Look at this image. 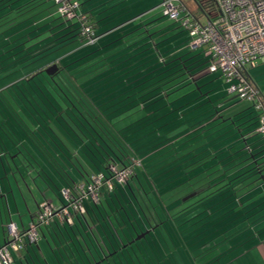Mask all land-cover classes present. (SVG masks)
Segmentation results:
<instances>
[{
    "label": "trees",
    "instance_id": "1",
    "mask_svg": "<svg viewBox=\"0 0 264 264\" xmlns=\"http://www.w3.org/2000/svg\"><path fill=\"white\" fill-rule=\"evenodd\" d=\"M3 1L12 2L13 0H0V5H3L1 4ZM51 1L54 3L53 0ZM197 2L204 10V15L207 19L215 17L217 7L214 6L211 0H197ZM78 5L79 13L86 18V23L93 28L94 33L97 35L94 20L88 12L81 11L80 4ZM59 17L61 16L59 15ZM63 20L67 22V25L66 27H61L60 31L63 34L59 37L60 41L58 43L67 44L73 40H78L82 48H90L96 45L98 40L94 44H85L77 21ZM50 36L51 34L48 36L44 35L45 38ZM30 39L29 37L23 43L28 42ZM19 45L17 44L16 47ZM46 45L47 43H43L42 46H45V48L40 51L38 47H35V42H32L30 46L35 48H32L31 51H28V46H25L21 50H17L13 55H17L15 59L20 60L21 63L27 61L28 68L27 71L19 74L14 79L15 81L0 89V122L5 121V119L10 121L8 125H5L6 123L0 124L1 130H3L2 125L6 128V130H3L6 138L17 144L16 140L19 137L16 136L18 133L14 129V127H17L18 131H20L19 134L25 135L28 142L32 145H36L41 138L51 140L54 147L64 154L70 164H74L79 174L83 177V180L78 181H74L70 176L64 177L66 183L64 187L66 188L73 189L81 183H89L90 177L97 173L106 178L110 175L112 167H128L131 170L125 182L120 184L114 182V188L111 191L103 189L99 194L98 202L85 201L86 212L82 215V220L92 212L98 225V228H95L97 234L92 231L91 237L88 234L84 237L82 232L75 229L78 232L76 235L72 227L76 226L77 223L81 225L79 216L74 218L73 225L62 224L67 233H69L67 230L69 228L75 235V241L70 234H68L67 238H64L65 244L70 246L69 244L71 243L77 253L76 256L72 251V258L67 255V261L74 260L75 264H264V257H262L260 252V246H264V223H262L264 222V189H260V183H264V176H262L261 181H256L258 179L257 175H264V157H261L262 159L258 163L255 161L248 163L249 159H255L256 155L251 153L254 156L251 158V154L245 151L246 144H244L243 149L229 153L230 155L236 154L237 157H241V161L236 164H233L231 160L223 161L225 157H220V159L218 157L222 155L227 145H216L215 141L217 139L211 138L209 140L210 134L206 135L208 138L207 142L210 141V144L212 143L213 145L209 144L207 150V147L203 146L205 144L203 139L200 140L204 142L201 144L204 147V152H206L204 155H209L211 160L213 157L217 158V162L207 167L208 172L202 177L204 179L203 183H200L201 187L196 189V194H199L198 197L192 202L181 206L183 202L180 200V195L185 193L182 192L184 187L182 189L178 188L176 191H172V188L182 183L167 187L169 182L176 180L179 176L164 183L163 181L167 177L159 178L157 183L160 182L161 184L157 186L154 179L158 176L154 175L151 177V172L147 171L149 167L144 166V161L141 160L145 154L149 155L147 153L151 151L148 150L154 148L158 143L150 148L144 147V150H140V147H132L130 142L125 140L124 127L114 128L110 122L111 118L118 117L120 114L110 115L111 117L109 118V112H103L104 110H102L105 107H111L110 109L114 111L121 104H116L115 102L108 105L107 103L115 98L105 101L106 98L104 96H99L100 92L98 90L101 91L99 82L100 78H102L100 76L109 77L115 74L118 77L123 76V79L127 80L124 75L141 63L135 67L121 65L112 72V68L117 65H111L110 63L113 59L122 58L116 55L121 53L120 49L106 57H102L104 53L102 52L103 47L97 46L88 49L78 59L69 63L50 59L43 62L44 64L33 65L36 60L43 58L46 53L51 51L49 49L54 47L52 44L50 46ZM82 48L80 47L79 49ZM155 48L159 56H161L157 45ZM23 50L25 51L24 53ZM109 56H111L110 60L106 61ZM52 63H56L58 69L53 74L47 75L44 72V68ZM149 67L150 65L147 66V68ZM13 68L18 67L14 66ZM157 68L150 70H157ZM15 71L13 70V72ZM149 72L151 71H148L147 75ZM137 74L138 72H135L127 76L128 78L137 77V80L143 76H138ZM123 79H121V82H123ZM172 79L170 78L163 83H167ZM91 92H93L92 95ZM138 100L137 97L132 100H125L122 105L133 102L127 108L133 109L135 106H140V103L144 101ZM135 101L138 102L135 103ZM199 131L202 132L204 129L202 128ZM193 132L195 133L196 131L191 130L188 132V136ZM182 133L178 135H182ZM179 137L175 141H178ZM194 137L195 135L188 139ZM240 138L242 141L243 138ZM240 138H237L236 142L239 143ZM214 139L216 140L214 141ZM197 141H194V143H197ZM213 147L215 148L212 149ZM179 151L172 153V155H177ZM164 153L158 156L163 157ZM189 153H192L190 157L199 154V152H194V149L191 148L183 153L182 156H186ZM83 156L89 163L85 164L87 168L89 167V172L81 161ZM194 162L196 160H193L192 164ZM230 163L231 165L227 166ZM178 165L179 163L175 164V166ZM187 166L189 164H186L183 168ZM236 166L238 167L237 171H231ZM215 172H218V174H215ZM139 173L149 186L153 198L147 195ZM146 175H148L150 181L145 177ZM246 179L248 181L243 183ZM187 180H183V183L185 184ZM133 185L143 205L138 203V198L133 191ZM191 185L194 188L197 184L194 185L191 182ZM211 187L214 188L210 189ZM255 190L257 191L254 192ZM118 193L122 197L126 195V202L132 203L135 209V214L133 211L130 213L124 211L126 212L125 217L129 219L131 224V227H129L134 230L135 236L138 233L149 230L144 237L134 241L133 237L127 238L124 229L121 228V226L127 227L123 216L121 218L123 224L119 225V227L125 238L122 240L119 231L110 223L108 226H112L113 230H111L110 237L107 236V229L105 225L100 224L96 211L101 207L105 212V205L114 204L113 198L114 196L117 198ZM133 196L137 202L136 204L133 203L131 198ZM167 197L168 199L169 197L171 198L168 204H171L172 208H176L172 213H168L169 210H166L165 199ZM156 207H159L164 212L163 216L157 211ZM144 210H147L148 214ZM133 222H136V226ZM96 235H102L100 239L103 241L102 238L104 237L107 241V246L105 245L106 253L102 252L101 256L97 254L91 242L93 240L98 245ZM77 236H79V239H77ZM87 243H89L90 248L87 247ZM83 244L86 250L82 247ZM28 245L31 244H25L22 251Z\"/></svg>",
    "mask_w": 264,
    "mask_h": 264
},
{
    "label": "rangeland",
    "instance_id": "2",
    "mask_svg": "<svg viewBox=\"0 0 264 264\" xmlns=\"http://www.w3.org/2000/svg\"><path fill=\"white\" fill-rule=\"evenodd\" d=\"M24 1L28 0H17V3L15 2L11 4V6L13 5V8H15ZM155 5L157 4H147V7L141 9L140 11L127 12L123 16L121 15V17L119 18H116V14H112L111 16L113 18H110L111 16H109L106 17V19L101 20L100 27L98 29H95V31L99 36L106 30L115 29L126 20L131 21L139 15L144 16V11L148 10L149 7L151 9V7ZM186 6L185 7L188 9V11H191L195 14V17H198V21L200 23H205L206 16L203 14L205 17L204 18L200 13H197V9L192 5L191 2H189V0H186ZM104 7L107 6L105 5ZM133 7L137 9L136 4ZM157 9L158 11L154 14L155 22L157 24L160 23V25L164 27L163 30L166 33L161 36L157 31L151 30V36L147 35L148 37L145 34L141 33L142 39H140V42H136L135 44H133L134 42L132 43V38L130 40V43L129 40H126L127 49L121 50V53L118 54V57L121 56L122 58L113 59V61L110 63L111 65H117L114 66L115 68H112V72L117 70L121 65H131L132 67H135L136 65H139L140 63L141 64L124 75V77H127V80L123 79V76L118 77V75L116 76L115 74L109 77L102 76V78L104 79L99 82L101 91L98 90V92H100L99 96H104V98H106L105 101L111 98H115L111 102H108V105L115 102L116 104H121V106L117 109L115 108L114 111H112L113 109H110L111 107H105L102 110H104L103 112H109V118L111 117L110 115L120 114L118 117H114L113 119L111 118L110 122L112 123L114 128L124 127L123 131L125 129L124 134L126 135L125 140L130 142L132 147H140L141 150L144 147L150 148L158 143V145H156L154 148L148 150L151 151L150 153H147L149 155L145 154L141 160L144 161V166L149 167L147 171L151 172V177L154 175L158 176L154 179L157 186L161 184L160 182L157 183L159 178L167 177L166 180L163 181L164 183L165 181H169V179H173L179 176L176 180L169 182L168 186H166L169 187L177 183H182L181 185L172 188V191H176V189H182L184 187L182 192L185 193L180 195V200L183 202L181 203V206H183L192 202L198 197L199 194H196V189H198V187H201L200 183H203L204 180L202 179V177L206 172H208L207 167L217 162V158L213 157L211 160V157L209 155H204V153L206 152H204L203 146L207 147L208 150V146L210 144V141L207 142L208 138L206 135L210 134L209 140L211 138H216L217 140L214 139V141L216 140V145H227L224 148L225 151L223 150L224 152L222 153V155L218 157L219 159L220 157H225L223 161L231 160V158H233V154L230 155L229 153L239 149H243L244 144L249 141H256L258 147L255 148L253 152H259L258 150L264 148V137H261L260 134L255 131L257 126V112L253 106L254 102L252 100L239 99L234 94L229 93V84L220 75V73H211L208 71V65L210 64V55L205 50V48L203 46H199L193 49L189 48L188 40H182L181 34L178 33L182 30L179 22L169 19L167 16H165L161 8ZM2 11L3 10H1V12ZM44 15H46V18H44ZM154 17L150 16L149 18ZM145 18V21H147V16ZM2 19L3 18H0V73L3 72L2 75H4V78L0 79V89L11 84L13 81H15L14 79L18 77L19 74L27 71V61L20 64L21 67L13 68L14 66H16L18 61H21H12V58L1 60L5 56L14 55L17 51V48L19 47L24 48L25 46H28V51H31L32 48L38 47V49H40L41 51L45 48V46H42L43 43H47L46 46H50L53 43L54 47L49 49L51 51L46 53L43 58L36 60L33 65H40L50 59H55L56 61L60 60L63 63H69L78 59V57L82 53L84 54V52L88 51V49L101 46L100 44L103 43V38H105L103 36H99L96 45L91 46L90 48H82L78 40H73L67 44L58 43L60 41L59 37L63 34V32L60 31L61 27H66L67 22L59 17L56 11V5L52 1L48 0H29V3L23 5V8L21 10H14L11 16H7V18H4L5 22L2 21ZM140 20L143 19H139V22ZM152 23L153 22H151V24L149 25L150 27ZM52 24L53 29L55 31L59 30L60 32L57 31L53 36L45 38L44 35L40 32L49 29ZM142 29L143 31H146V28ZM19 35H23L22 38L19 40H15L20 37ZM145 36L146 40L147 38H151V41L149 40V42L147 41V43L144 42L143 37ZM29 37L31 39L26 42L25 45H19L18 47H16L17 42L27 40ZM110 37L114 38L116 36L112 34L110 35ZM127 38L128 36L126 37V39ZM164 38H167L166 41L169 40V45H171V48L169 50H164L163 52H161V56H159L158 52L155 50L154 45L157 41ZM106 39L108 38H105V42ZM32 42H35V47L30 46ZM160 43L161 42H159L158 44ZM174 43H176V45L172 46ZM116 44L114 46L110 44L107 47H115ZM148 46H151V48L149 50L146 49L145 51H143ZM80 47L82 49H79ZM134 47L137 48L132 49ZM160 49L163 50L165 48L162 46L160 47ZM24 52L25 51L23 50V53ZM146 59H148V61L145 62ZM164 61L167 63H165ZM149 65L150 67L147 68V66ZM155 67H158L157 70H150ZM13 70L16 71L13 72ZM148 71L151 72H149V74L147 75ZM135 72H138V76H143L134 82H129L132 78H128L127 75ZM157 72L159 73L155 76ZM247 74L250 78L248 79L249 82L258 90L260 89L262 93H264V62H259L254 67L248 68ZM170 78L173 79L169 80V82L167 83H163L165 81H168V79ZM121 79H123V82H121ZM146 79H148V81H146ZM92 94L93 92H91V95ZM4 95H6V93H4ZM135 97H137L139 100H144L140 103V106H135L133 109H127L131 104H133V102L122 105L125 100H132ZM138 101H135V103H137ZM238 118L246 120V123L243 125L244 128L242 129V131L245 132L248 129L250 130V132L246 134V136L251 134L250 136L246 137L245 140H247V142L243 141V139L241 141L240 137V142H236L238 136L236 132V125H238L241 120ZM1 123H6L5 125H8L10 121L5 119V121L0 122V124ZM202 128L204 129V131L200 132L199 130ZM191 130H194L196 132H193L190 136H188V132H190ZM179 133H182V135H178ZM193 135H195L194 138L188 139ZM177 137H179L180 140L178 139L176 147L171 148V153L177 152L180 149L181 150L177 153V155H172L171 157H167L166 159L165 151L169 150L170 147H172V144L177 139ZM202 139L205 142L203 146L201 144H203L204 142L200 141ZM194 141H197V143H194ZM210 145L213 144L211 143ZM191 148L194 149V152H199V154L190 157L193 153L192 152L189 153L186 157L179 156L180 154L187 152ZM214 148L215 147H213L212 149ZM23 149L24 151L27 150L26 147H23ZM163 153V157L158 156L159 154ZM251 156L252 154L250 155V157ZM26 158H28L30 161H26L25 163L24 161L26 159L20 158L23 161L21 162L20 160H17V158H15L17 160L16 164L18 165L19 170L20 172H22V174L24 172V165L28 166L27 168L30 170L32 166L35 167L36 171H39L38 169H41V161L34 154L31 153V155L26 156ZM198 158L199 160H197ZM193 160H196V162L192 164ZM28 163H31L32 165H28ZM176 163H179V165L175 166ZM186 164H189V166L183 168ZM230 165L231 163L227 164V166ZM54 172L57 178L56 180L60 181L61 183L62 178L58 177L56 170H54ZM15 174L17 175L18 179L22 181L20 173L18 171H15ZM215 174H218V172H215ZM34 175L36 174L34 173ZM139 176L147 192V195L150 198H153L146 181L140 173ZM257 176L258 179L256 181H261V178L264 175L259 174ZM145 177L148 179V175H146ZM6 178L12 179V176H6L3 173V177L1 178V180L5 181L7 180ZM36 179L39 181L38 176L36 177ZM185 179L188 180L184 184L183 180ZM248 179L244 180L243 183L247 182ZM148 181L150 180L148 179ZM191 182L194 183V185L197 184V188L196 186H194L193 188ZM4 184L5 183H3V185ZM60 185L58 184L57 187L55 186L54 190L57 194L56 197V194L54 195L53 192H48L45 195L46 198H49L53 202V206L55 208H58L59 205L58 195H60ZM24 186L26 188V197L28 198L30 206L35 207V202L36 200L41 198V194L36 189H33V187H31L30 192L28 187L26 185ZM213 188L214 187H211L210 189ZM133 191L135 196L138 198L139 196L137 195L134 185ZM256 191L257 190H255L254 192ZM7 194L10 198V202L12 203V195L10 193ZM117 196L119 200L114 196V204L110 203L109 206L105 205L106 203L104 204L106 208L105 212L101 207H99V210L96 211L99 222L103 226L105 225L107 229L106 234L109 237L111 235V230H113L112 226H108V224L110 223L113 224L115 229L119 231L122 240L125 237L121 232V228L124 229V233L127 238H135V232L132 228H130V221L127 217H125L126 212L130 213L131 211H133V213L135 214V209L132 203L126 202V195H123L122 197L118 193ZM131 198L133 200V203L136 204L137 202L134 200V196ZM169 200H171L170 197L169 199L168 197L165 199L167 205L166 210H169L168 213H172V211L176 208L174 209L171 207V204H168L170 203L168 202ZM138 203H141L143 205L139 198ZM159 207H156V209L160 212L161 216H163L164 212H162ZM144 211L146 214H148V212H146L147 210ZM122 216L123 218H125L124 220L127 227L121 226L120 228L119 225L123 224L121 220ZM56 221L57 224L60 225L59 231L62 232L63 236L60 234V232L57 231V227L56 225H54V222H51L53 228L56 231V236L54 235L53 240L51 241L48 237H46L47 235L44 238L38 237V247L35 246L38 257V260L35 259L36 264H75L74 260L67 261V255L72 258V251L76 256L77 253L71 243L69 244L70 246H68L64 241V238H67L68 234L71 235L73 240L75 238V235L69 230V228H67V230L69 231V233H67L62 227V223H60L58 220ZM94 223L96 224L95 221ZM133 224L136 226V222H133ZM52 226H48V229H51L49 231L53 233ZM85 226L87 227V225ZM85 230L86 229H81L82 235L84 237L86 234L90 236L91 230L89 229V226L87 227L86 232ZM92 230L97 234L95 229ZM44 232L45 234L47 233V231ZM77 233L78 232H76V235ZM82 247L86 250L84 244L82 245ZM87 247L90 248L89 243H87Z\"/></svg>",
    "mask_w": 264,
    "mask_h": 264
},
{
    "label": "built area",
    "instance_id": "3",
    "mask_svg": "<svg viewBox=\"0 0 264 264\" xmlns=\"http://www.w3.org/2000/svg\"><path fill=\"white\" fill-rule=\"evenodd\" d=\"M57 13L65 20L79 23L85 44H94L98 36L78 11V0H53ZM214 18L200 23L180 0H161L157 7L169 19L178 21L188 37V47L203 46L210 55L208 71L219 72L229 84L228 92L239 99L252 100L257 112L255 131L264 136V99L247 75L248 68L264 62V0H216ZM131 173L128 167H112L106 178L101 174L90 177L89 183L60 190L62 205L55 208L43 200L38 204L34 219L27 229L19 231L13 223L7 225L9 241L0 245V264H11V252H20L25 244L38 239L41 226L53 219L72 225L74 218L85 214V201L98 202L103 189L113 190L114 182L123 183Z\"/></svg>",
    "mask_w": 264,
    "mask_h": 264
},
{
    "label": "crops",
    "instance_id": "4",
    "mask_svg": "<svg viewBox=\"0 0 264 264\" xmlns=\"http://www.w3.org/2000/svg\"><path fill=\"white\" fill-rule=\"evenodd\" d=\"M16 1L17 0H14L12 2L3 1V3H1V4H3L2 6H0V18H3L2 21H4V18H7V16H11L12 12L14 10H17V9L21 10L23 8V5L29 3V0L24 1L23 3L19 4L17 7L13 8V5L11 6V4L15 3ZM48 1H51V0H48ZM160 1L161 0H80L78 2L80 4L81 11L88 12L90 17L94 20L96 29H98L100 27V25H101L100 21L101 20L106 19V17H109L112 14H116V16H117L116 18H119V17H121V15L123 16L127 12H131V11H137L138 12L141 9L146 8L147 4H150V3L157 4V5L153 6L154 8L151 7V9H150V7H149L148 10L144 11V13H143L144 16L139 15L138 17H135L131 21L126 20L121 25L117 26L115 29L106 30V31H104V33L99 35L100 37L103 36L105 38H108V39H106V42H105V38H103L104 39L103 43L100 44L101 46H98L101 48L103 47L102 52H104V53L102 54V57H106L107 55H109L112 52H115V51L117 52L119 49H120V51L127 49L126 40H129V43H130V40L132 38V43L134 42L133 44H135L136 42H140L141 41L140 39H142L141 33L145 34L146 36L147 35L151 36V34H150V33H152L151 30L157 31L158 34L161 36L166 33L163 30L164 27H162V25H160V23L157 24L155 22V17H154V14L158 11L157 8H159L156 6H158ZM180 1L186 6V0H180ZM189 2H191L192 5L197 9L196 12L200 13L201 16L204 17L203 13L197 8L195 1L189 0ZM135 4L137 5V9H135L133 7V6H135ZM105 5L107 7H104ZM110 8H112V9H110ZM1 10H3V11L1 12ZM15 12H17V11H15ZM191 14L194 16V18H196L198 20V17H195L194 13L191 12ZM44 16H45L44 18H46V15H44ZM146 16H147V21H145ZM150 16L154 17V18H149ZM110 18H113V17L111 16ZM135 19H137V20H135ZM139 19H143V20H140V22H139ZM205 19L207 21V18H205ZM47 20H48V18H47ZM151 22H153V23L150 27L149 25L151 24ZM142 28H146L145 29L146 31H143ZM57 31H59V30L55 31L53 29V24H52L50 26V28L47 29V31H45V32L41 31L40 33H42L43 35H47V36L51 34V36H53L55 34V32H57ZM178 33L181 34L182 40H188L186 32L181 30ZM112 34H114L116 37L111 38L110 35H112ZM23 35H19L20 37L15 39V40L21 39ZM127 36H128V38L126 39ZM133 36L136 38H134ZM146 36L144 37V42L147 43V41L148 42H149V40L151 41V38H147V40H146L145 39ZM154 40H155V38H154ZM166 40H167V38H164V39H161L155 43L158 46L160 53L163 52L164 50H169L171 48V45H169V40L168 41H166ZM25 41L26 40L19 41V42H17V44L25 45V43H23ZM159 42H161V43L158 44ZM110 44H112L113 46L116 44V46L115 47H107ZM52 45H54V44L52 43ZM156 45H154V47ZM174 45H176V43H174L172 46H174ZM162 46L165 49L161 50L160 47H162ZM135 48H137V47H134L132 49H135ZM138 48H139V46H138ZM150 48H151V46H148L147 48L144 49V51L146 49L149 50ZM21 49H22V47L17 48V50H21ZM116 55H118V54H116ZM111 56L107 57L106 61H109ZM7 58H12V61H13V60H16L15 58H17V56H13V55L12 56H5L1 60L7 59ZM148 59H150V58H148ZM148 59H146L145 62ZM22 61H24V59H22ZM19 63L22 64L21 62H19ZM19 63L17 62V64H16L17 67H20ZM42 64H44V63H42ZM2 73L3 72H1L0 75H2ZM102 76H100V77H102ZM1 78H4V75L0 76V79ZM100 79H101L100 80V82H101L103 80V78H100ZM248 79H250V78L248 77ZM133 80L136 81L137 77H132V79L130 81H133ZM260 92H261V90H260ZM261 96H262V99H264V93L261 92ZM253 117H254V115H253ZM238 119H241V118H238ZM245 123H246V120L241 119L240 123L238 125H236V130H237L236 132L238 134V136H237L238 139H239V137H242L243 141L247 142V140H245V139H246V137L250 136L251 134L246 136V134H248L250 132L249 129L246 130L245 132L242 131V129L244 128L243 125ZM14 129H16V132L18 133V135H16V134L15 135L17 137H19V139L16 140L17 144H14L12 141H10L8 138H6L5 133H4L5 131H3V130H6V128L4 126H3V130L0 129V245H3L9 241V236H8V232H7V225L9 223H13L19 231L27 229L30 222L34 219V214L38 208V204L41 201L47 200V201L51 202L52 205H54L53 202L49 198H46L45 195L48 192H53L55 195L56 193H55L54 189H55V186L56 187L58 186V184L59 185L61 184L60 188L64 187L66 185L64 177L70 176L74 181L83 180V177L79 174V172H78L77 168L74 166V164L73 165L70 164V162L65 158L64 154H62L58 148L54 147V144L52 143L51 140H49V139L45 140L44 138H41V140L38 143H36V145H32L28 142V139L26 138L25 135H23L22 133L19 134L20 131H18L17 127H14ZM176 143H178V142L174 141V143L172 144V147H170L169 150L165 151L166 157H171V155H172L171 148L176 147ZM50 145H51V147H50ZM23 147H26L27 150L24 151ZM38 147H40V149H38ZM257 147H258V145H257L256 141H249L246 143V145H245L246 150L245 151H248V154L253 153L256 155L255 159L253 158L254 156H251V158H253L254 160L249 159L248 163L254 162V161L258 163L262 159L261 157H264V148H261L260 150H258L259 152H257V151L253 152V150ZM31 153L34 154L41 161V163H40L41 169H38L39 171H36L35 167L32 166V168L30 170L27 168L28 166L24 165L23 166L24 172L22 174V172H20L19 167L16 164V162H17V160H20L21 162H23L21 159H26L24 161L25 163H26V161L29 162L30 160L28 158H26V156L31 155ZM47 154H49L50 156ZM248 154H247V156H248ZM182 155H183V153L180 154V156H182ZM15 158H17V160ZM241 160H242L241 157H237L236 154H233V158H231V162H233V164H236ZM81 161L84 164V166H85V164H89V163H87V159L84 156H83V158H81ZM28 165H32V164L28 163ZM237 166L234 167L233 169H231V171L236 172L238 169ZM88 168L86 167V170L89 172L90 170ZM14 170L16 172L18 171L20 173L22 181H20L18 179ZM54 170H56L58 177L62 178L61 183H60V181L56 180L57 178L54 174L55 173ZM91 171H92V168H91ZM3 173L6 176H12V179L6 178L7 180H5V181L1 180V178L3 177ZM34 173L36 175H34ZM37 176L39 177V181L36 179ZM3 183H5V184L3 185ZM24 185H26L28 187L30 192H31V187H33V189H36L41 194V198L36 200V202H35V207L30 206L28 198L26 197L27 192H26V188ZM260 185H261L260 189H264V183H260ZM7 193H10L12 195V203L10 202V198H9ZM56 196H57V194L55 195V197ZM58 198H59L58 208H60L62 205L60 195H58ZM80 219H81V225L77 223L76 226L72 227L74 232H75V229H78L79 232H81V229L87 230L88 226H89V229L91 230V232L93 231L92 229L98 228L97 221L93 217L92 212H90L89 215L84 218V220H82V216H79V220ZM94 221L96 222V224L94 223ZM51 222H54V225H56V227H57V231L60 232V234L62 235V232L59 231L60 225L57 224V221L55 219H53L49 222V224L41 226V229L39 230V233H38L39 238L40 237L44 238L47 235L46 237H48L50 241L53 240V236L54 235L56 236V233H55L56 231L53 228ZM85 225H87V227ZM48 226H50V227L52 226V228H53L52 231L54 234L51 231H49L51 229H48ZM63 226L64 225H62V227ZM43 230L47 231V233L45 234V232ZM86 230H85V232H86ZM100 236H102V235H100ZM100 236L96 235V238L98 239L97 240L98 245L95 241L94 242H93V240L91 241L94 248H95V251H97V254L99 256L102 255V252L104 254L106 253L105 245L107 246L106 239H104V237H103L102 238L103 241H102L100 239ZM77 237L76 238L79 239V236H77ZM38 239L35 243L26 246V248L21 252H11L10 253V255L12 257V263L11 264H36L35 259L38 260V257H37V251H36L35 246L38 247ZM92 252H94V251L92 250ZM260 252H261L262 257H264V246H260Z\"/></svg>",
    "mask_w": 264,
    "mask_h": 264
},
{
    "label": "water",
    "instance_id": "5",
    "mask_svg": "<svg viewBox=\"0 0 264 264\" xmlns=\"http://www.w3.org/2000/svg\"><path fill=\"white\" fill-rule=\"evenodd\" d=\"M195 3H196V6L197 8L204 14V10L202 9L201 5L197 2V0H194ZM211 2L214 4V6L217 7V3H216V0H211ZM58 67H57V64L56 63H52L50 64L49 66H47L46 68H44V72L47 74V75H51L53 74L55 71H57ZM149 232V230H145L144 232H141V233H138L135 238L133 239L134 240H138L142 237L145 236V234H147ZM97 264V263H95Z\"/></svg>",
    "mask_w": 264,
    "mask_h": 264
},
{
    "label": "flooded vegetation",
    "instance_id": "6",
    "mask_svg": "<svg viewBox=\"0 0 264 264\" xmlns=\"http://www.w3.org/2000/svg\"><path fill=\"white\" fill-rule=\"evenodd\" d=\"M183 30V29H182ZM185 32V31H184Z\"/></svg>",
    "mask_w": 264,
    "mask_h": 264
}]
</instances>
